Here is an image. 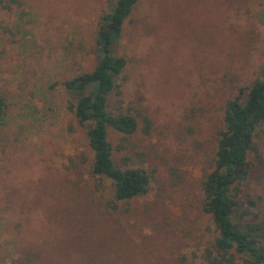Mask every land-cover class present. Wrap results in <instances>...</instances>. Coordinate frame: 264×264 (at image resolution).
<instances>
[{"label": "rangeland", "instance_id": "374dc122", "mask_svg": "<svg viewBox=\"0 0 264 264\" xmlns=\"http://www.w3.org/2000/svg\"><path fill=\"white\" fill-rule=\"evenodd\" d=\"M113 1L0 0V264H209L206 250L215 255L202 184L226 102L264 75V0H137L111 46L126 65L107 102L138 123L126 137L108 129L112 161L150 175L128 202L92 174L87 126L62 85L93 70ZM254 145L235 220L264 216V125Z\"/></svg>", "mask_w": 264, "mask_h": 264}, {"label": "trees", "instance_id": "16d2710c", "mask_svg": "<svg viewBox=\"0 0 264 264\" xmlns=\"http://www.w3.org/2000/svg\"><path fill=\"white\" fill-rule=\"evenodd\" d=\"M136 2L113 1L96 31L98 55L93 70L62 84L72 96L68 110L80 126H87V144L93 153L91 172L111 182L114 202H128L145 194L150 183V175L142 170L115 166L107 136L108 129L125 137L138 130L136 118L127 114L112 115L107 110L116 78L126 65L123 58L112 54L111 46L120 38L123 24ZM3 110L0 100V115ZM142 122L140 130L148 134L151 121L143 116ZM223 124L224 130L218 133L214 170L202 184L203 211L210 216L218 232L212 244L215 255L206 250V259L209 264H235L237 260L240 264H264V216L258 222L235 220L239 186L250 171L248 156L256 153L254 135L264 125V75L246 90L241 89L234 100L226 102Z\"/></svg>", "mask_w": 264, "mask_h": 264}]
</instances>
